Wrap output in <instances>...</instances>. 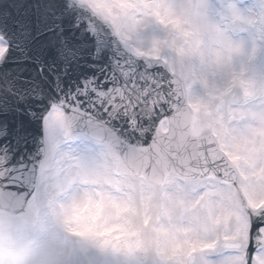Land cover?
Listing matches in <instances>:
<instances>
[{"label":"snow or ice","instance_id":"obj_1","mask_svg":"<svg viewBox=\"0 0 264 264\" xmlns=\"http://www.w3.org/2000/svg\"><path fill=\"white\" fill-rule=\"evenodd\" d=\"M264 264V0H0V264Z\"/></svg>","mask_w":264,"mask_h":264},{"label":"clouds","instance_id":"obj_2","mask_svg":"<svg viewBox=\"0 0 264 264\" xmlns=\"http://www.w3.org/2000/svg\"><path fill=\"white\" fill-rule=\"evenodd\" d=\"M14 264H27V261L24 259L23 254L20 255V258L14 261Z\"/></svg>","mask_w":264,"mask_h":264},{"label":"water","instance_id":"obj_3","mask_svg":"<svg viewBox=\"0 0 264 264\" xmlns=\"http://www.w3.org/2000/svg\"><path fill=\"white\" fill-rule=\"evenodd\" d=\"M25 3H33L35 0H24Z\"/></svg>","mask_w":264,"mask_h":264}]
</instances>
